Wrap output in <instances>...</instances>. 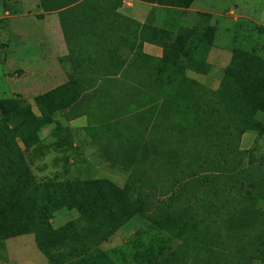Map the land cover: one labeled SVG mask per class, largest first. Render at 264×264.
<instances>
[{
    "label": "trees",
    "instance_id": "trees-1",
    "mask_svg": "<svg viewBox=\"0 0 264 264\" xmlns=\"http://www.w3.org/2000/svg\"><path fill=\"white\" fill-rule=\"evenodd\" d=\"M141 1L186 8L194 0ZM39 3L45 13L57 12L68 46L71 35L77 33L76 16H84L82 26L90 24V29L109 24L105 20L110 16H123L117 11L120 0ZM93 16L106 19L102 22ZM124 18L131 26L130 38L125 40L129 39L134 51L130 67L140 56L149 71L139 81L140 87L134 86L123 98H116L117 106L110 107L108 101V91L114 87L110 77L123 70L113 68L109 61L97 69L81 67L79 63L74 71L78 75L97 74L95 79L89 78L87 84L77 77L37 95L34 104L38 114L22 97L0 99V112L7 117L0 120L1 231L6 238L32 234L40 253L56 264H103L99 244L140 212L180 241L159 264H251L254 259L264 262V209H258L253 197L243 192L242 169L235 166L244 154L239 149L242 134L264 133V58L236 48L218 88L211 90L188 79L184 70L197 71L200 64L208 67L205 59L212 44V28L184 29L174 35L166 29ZM107 27L109 30L115 26ZM94 36L104 35L101 31ZM184 38L189 39L187 45ZM145 42L160 46L162 57L143 54ZM180 56L187 57V62H178ZM107 57L120 56L109 52ZM86 91L96 98V107L106 108L110 116L116 115L115 124L101 127L106 139L104 145L99 143L108 159L131 167L129 182L123 188L106 180L38 182L17 141L20 137L29 148L38 142V131L47 125L55 123L59 129L54 113L79 110ZM124 113L132 117V122L123 128L127 133L121 140V132L113 134L120 144L115 157L107 149L111 146V126L120 129ZM108 119L109 116L100 121ZM91 134L97 133L92 130ZM145 163L152 167L160 164L168 186L161 188L162 199L152 211L149 207L143 209L145 197L133 182ZM204 164L210 172L200 174V170L205 171ZM185 167L191 168L190 173ZM261 181L257 195L264 199V178ZM64 207L77 208L80 218L54 228L53 213Z\"/></svg>",
    "mask_w": 264,
    "mask_h": 264
},
{
    "label": "rangeland",
    "instance_id": "rangeland-1",
    "mask_svg": "<svg viewBox=\"0 0 264 264\" xmlns=\"http://www.w3.org/2000/svg\"><path fill=\"white\" fill-rule=\"evenodd\" d=\"M27 12L31 16H39L42 7L37 0H27ZM212 1L214 10L227 9L230 0H207ZM249 0H241L248 3ZM253 3L254 0H250ZM6 10L14 7L13 1H7ZM264 0H257V5H264ZM5 10V11H6ZM2 10H0V15ZM43 11V10H42ZM44 12V11H43ZM21 13V12H18ZM45 13V12H44ZM14 16L15 13H10ZM46 16H51L45 13ZM17 16V12H16ZM29 22V21H28ZM240 37L238 47L254 53V55L264 58V27L251 23V21H241L239 24ZM12 18H5L0 21V99L22 97L31 105V109L36 114L37 108L34 104V96L38 95L42 90H35L32 86L24 85V83L15 84V79L20 73L15 76V72H20L12 67L5 68L4 61L9 51L15 47L17 38L13 37ZM9 46V48L7 47ZM187 56L190 57L189 51ZM183 61L187 62V57L182 56ZM144 63H141L143 65ZM5 68V69H4ZM138 71V70H137ZM136 71V72H137ZM148 68L143 66L142 73L144 75L139 78L143 81L148 73ZM146 72V73H145ZM22 87L21 91H15ZM26 86L25 89L23 87ZM51 85H47V88ZM212 90V87H207ZM214 90V89H213ZM90 105L98 106L96 98L91 95L88 97ZM110 104L115 102L110 101ZM120 103V102H119ZM121 104V103H120ZM117 106V105H114ZM113 106V107H114ZM90 110V109H89ZM121 110V109H120ZM94 114L108 115L106 108H92ZM90 110L88 115L92 119L93 113ZM126 112V111H120ZM128 113L121 115L119 123L120 129L116 126H111L112 137H109L108 143L110 154L117 157L115 153L120 147L119 139L114 137L115 132H121V137L127 133L123 128L132 122V117L127 116ZM58 117V114H56ZM7 120L0 112V120ZM20 121L18 117L17 122ZM108 123V121L106 120ZM11 125H14L12 122ZM68 127V129H67ZM53 125L46 126L41 131H38V142L26 148L20 137L17 138L19 145L22 148L23 155L28 163L36 181L38 182H62L66 180L90 179L97 181H111L116 187L123 188L129 182L131 167L119 164L116 160L108 159L100 149L99 145L91 138L86 131L79 128H74L68 125L65 126V132H56L52 134ZM157 135H159L157 133ZM105 139V134L102 135ZM175 140V139H174ZM126 142V141H124ZM174 143V142H173ZM105 143H103L104 145ZM115 147V148H114ZM239 149L244 150L242 161H237L235 166L242 169L240 172L241 179L244 182L243 192L251 195L255 200V206L258 209H264V199L258 197L262 186V178H264V133L261 135L253 131H246L242 134ZM115 153V154H114ZM117 154V156H116ZM238 156V155H237ZM211 157V156H210ZM209 157V158H210ZM205 166V171L200 170V174L210 172ZM184 168L183 166H181ZM143 170H138L135 176L137 180H133L136 186L141 188L143 198L145 200L144 210L152 211L157 205L158 200L162 199L161 188L166 186V175L163 173V168L160 164L154 167L145 163ZM189 167H185V171L190 173ZM197 169V167H195ZM160 176L162 178H160ZM186 177V176H185ZM140 180L138 181V179ZM142 180V182H140ZM253 180L252 183H250ZM262 188V187H261ZM254 196H257L254 198ZM144 202V201H143ZM80 218V213L77 208L68 209L66 207L58 209L53 213L51 224L54 228H58L70 221H76ZM85 219H88L85 216ZM84 219L81 220V225ZM180 241L170 232L162 229L158 224L150 221L144 214L137 212L127 222L121 225L109 238L101 242L98 246L100 253L105 259L103 264H159L169 254L177 248ZM0 264H56L48 261L37 249L32 234H26L17 237L6 238L0 228ZM251 264H264V262L254 259Z\"/></svg>",
    "mask_w": 264,
    "mask_h": 264
},
{
    "label": "crops",
    "instance_id": "crops-1",
    "mask_svg": "<svg viewBox=\"0 0 264 264\" xmlns=\"http://www.w3.org/2000/svg\"><path fill=\"white\" fill-rule=\"evenodd\" d=\"M7 1L0 0V10H2L0 21L5 18H12V30L16 32V34L12 32L13 37L17 38L15 47L12 52L9 51L4 61L5 68L20 69V72H15V76L18 73L20 75L17 76L14 83H24V85L32 86L35 90H42L38 95L77 77L88 84L89 78L93 77L95 79L97 74L78 75L74 70L78 69L79 63L81 67L93 66L94 69H97L104 62L109 61V64L110 62L113 64V68L123 70L110 77L114 87L108 91V101L115 102L110 107L118 105L116 98H123L128 89L134 86L140 87L138 79L144 75L142 73L144 64L141 65L144 60L142 57L138 56L135 66L131 64L130 67V58L133 56L134 51L129 47V39L125 41L126 38H130L129 29L131 26L124 17L142 25L147 24L166 29L174 35L184 29L203 30L209 27L212 28V44L205 59L208 67L205 69L200 64L197 71L189 68L184 70L188 79L194 80L206 88L211 86L212 90L218 88L222 74L230 63L234 50L239 48L237 38L240 37L238 28L241 21H251V23L263 25L264 27V5H257V0H254L253 3L250 0L248 3L241 2V0H230L227 9L217 11L214 10L213 2L207 0H194L186 8L159 5L141 0H120L121 4L117 11L124 17L110 16L106 19L103 16H93L99 21L100 19L97 17H100L102 22L106 19L105 23L108 22L109 24L105 26L101 22L100 27L97 24L93 29H90V24L87 26L88 28L83 27L82 21H85V17L76 16L74 19L77 27L74 30L77 33L71 35L73 39L71 45L68 46L62 33L57 12H51L49 13L51 16H46L41 9L39 16H31L27 12V0H9L13 1L14 7H9L10 10L7 11L6 7L9 6ZM10 13H15V15L11 16ZM109 25L112 28L115 26L114 29L106 30L110 28L107 27ZM101 31L103 37L94 36L95 33L100 34ZM188 41L189 39L184 38L186 45ZM7 47L9 48V46ZM109 52H113L120 57L106 58ZM142 53L160 59L163 50L158 45L145 42L142 46ZM179 61H183L182 56L178 58ZM47 85H51V87L47 88ZM25 88L26 86L23 87V89ZM21 89L22 87L18 86L15 91L20 92ZM84 93L81 103H78L79 110L70 111V109H65L62 113H54L53 118L60 124V128L56 129L57 125L55 123L51 124L54 126L52 134L65 132V126L68 123L69 126L79 128L90 134L89 136L94 139L101 149L99 142H105V138L102 136L103 128L101 129V127L106 126L107 122L100 121V118H108L109 116L108 123L113 122L115 124L116 119L114 116L116 115L110 116L109 113L108 115L94 114L92 108L96 106L90 105L88 102L90 91ZM86 95L87 97H85ZM89 109L93 113L92 119L88 115ZM56 114H58V117ZM72 114L74 115L70 117ZM92 130H95L96 136H92Z\"/></svg>",
    "mask_w": 264,
    "mask_h": 264
}]
</instances>
